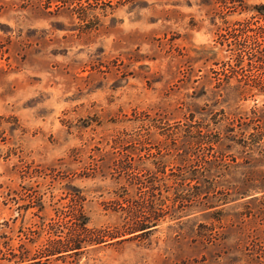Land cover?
<instances>
[{"label": "rangeland", "instance_id": "rangeland-1", "mask_svg": "<svg viewBox=\"0 0 264 264\" xmlns=\"http://www.w3.org/2000/svg\"><path fill=\"white\" fill-rule=\"evenodd\" d=\"M189 115L219 136L247 123L251 142L264 115V0H0V264L39 257L42 228L65 231L79 205L105 239L134 214L164 216L49 264H245L241 252L264 246L262 210L238 219L242 206L220 207L212 241L192 233L207 216L170 218L177 169L160 160ZM260 144L191 152L264 170L252 161ZM152 182L162 206L146 199Z\"/></svg>", "mask_w": 264, "mask_h": 264}, {"label": "trees", "instance_id": "trees-1", "mask_svg": "<svg viewBox=\"0 0 264 264\" xmlns=\"http://www.w3.org/2000/svg\"><path fill=\"white\" fill-rule=\"evenodd\" d=\"M216 118V117H215ZM214 118L213 123L217 124ZM257 121L262 123L255 124L256 132L250 133L251 142L245 137L248 132V124H238L239 132H235L233 128L227 129L228 134L219 136V128L217 132H208L207 124L199 120H194V116H184V122L190 121L189 126L184 128V123L178 122L180 125L175 132L169 135L174 150L172 158L160 160L163 165L171 164L176 167V171H170V189H172V197L168 200V211L171 212L170 218L178 220L179 218L194 214L195 212L207 216L211 221L208 223H199L197 228H192V233L199 237L200 240L207 239L212 241L216 232L215 226L221 220V208L227 204H235L242 206L246 212H234L238 219L243 216L254 214V210H262L264 212V170L251 169V160L243 158L241 161L236 156H228L219 150L217 154H199L191 152V148L201 149L202 146L210 149L211 152L223 145L228 146L232 142L243 147H251L260 150V141L264 137V115L257 117ZM181 121V120H180ZM155 126V125H154ZM186 126V125H185ZM206 129L203 132V129ZM260 129V130H259ZM228 141L226 144L225 142ZM180 143V144H179ZM190 148V150H189ZM254 163H263L264 156L253 158ZM130 183H135L136 178H130ZM148 189V188H147ZM157 189L154 182L147 190L146 199H152V204L162 206L167 201V196L157 197L154 191ZM155 197L157 199H155ZM144 199V198H143ZM162 199V200H161ZM139 200V199H138ZM163 201V202H162ZM254 203V206L252 204ZM138 206L141 208L138 204ZM197 209V211H193ZM161 208L152 211V216H139L134 214L130 226H127L123 233L109 235L108 239L113 240L122 236L120 241L142 236L151 231L164 214L159 213ZM185 212V213H184ZM184 213V214H180ZM62 225L63 220L58 221ZM70 225L63 230H59L61 226L56 224L48 225V228H42L41 232L47 233V239L41 242V252L39 257H26L25 264H49L51 260H58L66 256L79 255L89 247H97L105 243L102 235H94L92 226L89 224V218L84 212L81 205L71 214L69 219ZM64 223L66 224L65 220ZM255 251L244 250L242 259L245 264H262L264 262V246L258 245ZM240 256V257H242ZM241 259V258H240Z\"/></svg>", "mask_w": 264, "mask_h": 264}]
</instances>
